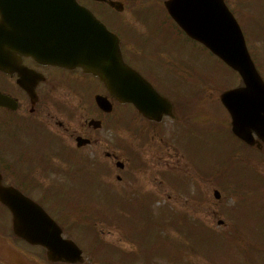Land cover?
<instances>
[{"label":"rangeland","instance_id":"374dc122","mask_svg":"<svg viewBox=\"0 0 264 264\" xmlns=\"http://www.w3.org/2000/svg\"><path fill=\"white\" fill-rule=\"evenodd\" d=\"M226 2L264 77V0ZM128 5L124 15L133 27L109 8L98 6V12L129 41L146 38L153 44L151 51L157 46L175 64L170 68L176 73L173 83L164 78L159 84L180 112L183 108L187 113L178 121L182 148L198 169L217 171L225 180L232 174L239 188L234 191L235 181L230 180L217 200L213 182L212 198L205 205H195L182 195L176 206L175 201L119 205L111 188L96 189L90 197L92 191L82 176L64 192V199L47 206L48 212L62 224L65 236L83 248L80 264H264V149L250 152L236 141L228 128L230 115L219 101L225 88L242 84L241 78L172 24L164 0H129ZM136 31L145 38L140 39ZM88 173L92 185L96 175ZM181 185L192 186L189 175ZM95 196L102 200L87 203L89 197L97 200ZM25 246L38 261L49 264L41 247Z\"/></svg>","mask_w":264,"mask_h":264},{"label":"flooded vegetation","instance_id":"af4514ba","mask_svg":"<svg viewBox=\"0 0 264 264\" xmlns=\"http://www.w3.org/2000/svg\"><path fill=\"white\" fill-rule=\"evenodd\" d=\"M79 1L102 20L98 6L119 12L107 1ZM119 1L124 11L126 1ZM112 30L123 46L124 34ZM124 54L171 101L161 118L148 117L134 104L120 101L81 67H61L11 50L9 58L15 64L0 69V92L10 98L0 105L2 184L43 205L53 199L55 189H68L82 176L89 188H111L130 200L150 204L180 200L182 170L193 163L190 155L179 153L178 121L187 113L183 108L180 112L159 84L164 78L173 81L164 74L161 55H139L134 45ZM88 172L96 175V186ZM210 180L208 171L192 175L193 202L205 205L212 198ZM10 220L11 211L0 200V235L10 231Z\"/></svg>","mask_w":264,"mask_h":264},{"label":"water","instance_id":"95a60500","mask_svg":"<svg viewBox=\"0 0 264 264\" xmlns=\"http://www.w3.org/2000/svg\"><path fill=\"white\" fill-rule=\"evenodd\" d=\"M166 6L191 37L243 76L244 86L221 96L232 114L234 132L249 142L253 141V131L264 138V80L224 0H167ZM0 7L5 10V19L0 21V64L5 58L2 52L12 46L3 38L12 28H19L30 39L21 46L31 47L36 58L62 66H82L98 74L114 95L133 102L147 115L162 109L163 98L124 61L118 37L77 0H0ZM0 198L13 212L15 232L30 243L46 247L51 260L83 259L82 249L62 236L61 227L39 204L1 184ZM1 252L10 264H36L11 248Z\"/></svg>","mask_w":264,"mask_h":264}]
</instances>
